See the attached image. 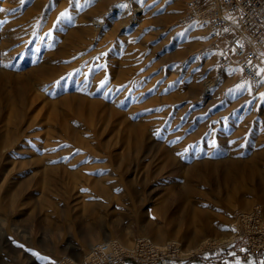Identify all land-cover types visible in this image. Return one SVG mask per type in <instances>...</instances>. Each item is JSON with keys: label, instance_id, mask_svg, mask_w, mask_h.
I'll list each match as a JSON object with an SVG mask.
<instances>
[{"label": "bare ground", "instance_id": "bare-ground-1", "mask_svg": "<svg viewBox=\"0 0 264 264\" xmlns=\"http://www.w3.org/2000/svg\"><path fill=\"white\" fill-rule=\"evenodd\" d=\"M21 1L0 0V8L5 9L0 12V217L7 211L31 218L38 214L57 231L66 225L74 232L76 218L82 216L89 236L80 239L76 234L75 260L68 258L73 264L88 260L97 243L130 250L132 231L119 233L113 225L103 236L99 234L95 220L102 212L94 199L97 195L112 199L107 207L116 214L140 207L132 198L131 185L146 178V173L136 171L134 165L149 159L157 168L168 167L178 146L151 151L149 129L159 122L157 105L175 104L181 98H175L176 92L164 97L158 86L152 92L150 86L156 84L148 80L161 69L160 64L143 70L148 59H134L129 47L138 40L141 47L155 44L151 49L157 53L156 45L168 48L182 42L179 53L184 55H177L174 64L183 58L181 66L189 65L185 73L194 105L215 102L225 86L234 83L235 75L230 69L221 77L215 75V57L208 54L209 43L200 39L208 29L193 25L186 39L174 35L181 29L173 27L184 0H97L71 12L66 10L75 0H55L49 5L45 0H31L20 15ZM61 13L67 15L61 17ZM33 14H50L52 30L41 35L47 37L46 42L30 49L36 36L27 32L25 19ZM150 24L158 28L149 32ZM107 29L114 33L104 34ZM113 41L115 49L96 63L100 47ZM192 68H200L204 78L196 79ZM105 79L108 83L101 86ZM245 106L231 113L232 119L242 112L243 124L229 135L227 158L192 161L190 169L178 167L176 178L149 194L145 206L154 220L143 222L139 238L161 250L173 247L179 256L187 257L211 246H226L249 229L254 219L264 228V102L259 108ZM252 127L257 132L251 135ZM245 135H250L254 147L243 153L234 144ZM175 183L182 185V191ZM235 204L245 211L237 214L233 228L229 224ZM93 239L98 241L81 255Z\"/></svg>", "mask_w": 264, "mask_h": 264}, {"label": "rangeland", "instance_id": "rangeland-1", "mask_svg": "<svg viewBox=\"0 0 264 264\" xmlns=\"http://www.w3.org/2000/svg\"><path fill=\"white\" fill-rule=\"evenodd\" d=\"M30 1L31 0H22L20 2V6H19L20 10L18 9L20 12V15L25 13L27 4ZM54 1L55 0H45V4L49 5L50 2L52 3ZM70 1L72 0H67V2H70ZM98 1H101V0H98ZM98 1L97 0H75L72 6L70 5L69 7H67L66 11L71 12L72 10H80L84 4L91 3V5H94ZM185 1L186 0L183 1L182 8L184 7ZM45 18L46 20H44ZM43 20L46 22V24L45 22H42ZM50 21H51L50 14H43V15L33 14L29 17L27 16V20L25 19V27L28 30L27 32L29 34L32 33L34 36H36L30 42V49H32V47L35 48L40 43L46 42L47 37L46 36L42 37L41 35L49 34L50 31L52 30L51 29L52 25ZM129 22H131V20H129ZM152 27L154 28L152 29ZM157 28L158 27H156L155 24H150V26H148L147 29L149 32H154ZM173 28H176V27L174 26ZM190 28L191 26L186 27L184 29H179L174 35L182 37L183 39H186V36L192 32V30H189ZM111 30L112 29H107V31H105L104 34L106 35L113 34L114 33L113 30H112V33H109L111 32ZM208 31L210 32L207 34H202L200 36V39L202 41L209 43L210 46L208 48V54H210L211 56L213 55V57H215L214 62H213V69L214 68L216 69L217 56L221 48L223 47L222 44L224 43V38L226 36H224L221 33L209 30V29ZM39 36H41V38L40 40H37ZM217 37H219V39ZM213 38L216 40L211 41V39ZM114 41L116 43V39H114ZM114 41L109 45H107L108 43H106L100 47L96 55V61H95L96 63L100 64L102 62L100 59L104 57L105 53L107 54L109 51H111V49L112 50L115 49ZM138 43H139L138 40L133 41V43L129 47V50L131 51V53H133L134 59L136 60L137 58L148 59L147 65H145L143 70L150 68V67L152 68L153 67L152 65L157 64L156 62H158L160 64L158 65L161 67L159 71L153 72L151 75L152 77H150L148 80L149 82H155L153 84H156V87H152L151 85L150 90H152V92L157 91L156 89L158 86L159 91L163 92L164 97L167 96L169 98L170 97L169 95H171V93L176 92L177 97L175 98L176 99L181 98V100L177 101L175 104L174 103H161L157 105L156 107L157 109H159L157 111V117H159L158 119L159 122L153 123L149 129L150 130L149 131V134H150L149 149L150 150L152 149L151 151H156V150L161 149L162 146L163 148H169V149H171L174 146H178V148L176 150L177 153L173 152L171 154V160L169 162L168 167L166 166V168H159V167L157 168L158 166L157 163L149 159L144 162L146 166L144 163L138 164V166L134 165L136 171L138 172L144 171L146 173V178H140L139 180H136L135 182H133V184L131 185L132 196H133L132 198H134V200L136 201V205L140 207H136V209L135 208H132L129 210L126 209V210L121 211V213L116 214V213L110 212V210H108V207H107L108 202L110 204L113 201L112 199L110 198L103 199V197L98 196V195L94 199L97 203L100 204L101 212H102L99 215V217H97L95 220V226L99 234L103 236L105 233L108 232V226H113V225H114L113 228H115V230L118 231L119 233L120 232L123 233L126 231H132L133 236L131 238V245H132V242L136 238H139L140 235L138 234L143 227L142 226L143 222L149 218L154 220V215L151 209L148 207V205L145 206V204L147 203L146 200L149 194L155 190L161 189L165 183L171 182L172 178H176L174 174H175V169H178V167L181 169L183 168L190 169L192 165V161L209 162V161H215L217 159H224L225 157L227 158L228 157L227 144L230 139L229 135L232 130L238 129V127H240L243 124L241 123L242 122V118H241L242 112H240V114L236 115L234 118L232 117V119H231V116H232L231 113H234L235 110L236 111L243 110L245 105L250 106V104H253V106H256L257 108H259V106L264 102V72H262L263 80L260 84V89L257 91H252L247 81L244 78H242V76L240 75L237 67L234 65V63H231L229 69L232 71V74L235 75L234 83H230L226 85L224 88V91L220 95H218L219 98H217V100L213 102L212 104L210 105L206 104V106L205 104H202L200 106L194 105L192 103V98L189 96L190 89H191V85H190L191 82L189 81L190 79L188 75L185 73V70L189 65L186 68L181 66L182 62L180 61H182L183 58H181V60L178 59L176 63L174 64V61L177 58V55L182 56L183 54V52L179 53L180 51H182L181 46H180L182 42H178V46L176 44V47L175 46L168 47L169 49L165 47V44L156 45V46H159L155 48L157 53H153L154 48L151 49V47H155V44L148 42L149 43L148 45L146 46L143 45L141 47L140 43L139 45ZM137 45L139 47H137ZM102 53H104V55H101ZM149 53L150 55H146ZM207 59H210L209 55L207 56ZM149 65L151 66L149 67ZM263 69H264V60H263ZM191 72L192 74L196 75V76L194 75L196 79L204 78L203 76L201 77L202 74H201L200 68H198L197 70L192 68ZM153 75L155 76L157 75V76L153 77ZM158 75L159 76L161 75V76L158 77ZM148 81L147 83H149ZM109 83H110V80H109ZM177 83L178 85H176ZM242 84L245 86L243 90H241L238 87ZM167 93L169 95H167ZM183 93L185 94V96ZM162 110H167V111L162 112ZM174 111H176V113L178 112L177 114L178 117L176 115L177 119L175 117ZM158 113L160 114L158 115ZM174 118L176 120V121L174 120L175 122L173 121ZM252 128L253 130H251L252 132H250L251 135L257 132L256 127H252ZM169 131L170 132L172 131L171 132L172 135L171 133H169ZM166 132L168 133L166 134ZM225 135H226L225 139L228 138V140L224 139ZM253 145L254 144L250 140V135H245L241 137L234 144V146L239 148L240 152H243V153L248 151V149L250 150V148L252 149L254 147ZM218 155L220 158L218 157ZM200 157L201 159H199ZM130 177L131 178L134 177V171L131 173ZM174 185L176 188L178 189L180 188L179 190L183 188L180 183H175ZM222 190L219 191L220 193L219 196H221L222 200H225L226 199L224 197L225 194H224V191ZM115 192L116 191L114 188L113 190L114 195H115ZM144 199H145V203H144ZM257 205L259 204L254 205L250 210H252ZM232 208H233L234 219L229 224V227L234 228V225L237 226V224H235L237 214L245 210H241L239 206H237L236 204ZM38 217H39L38 214L35 215L34 218H31L30 216H19V215L17 216V215H13L12 213H10V211H7L4 217L2 218L0 217V264H59L60 261L64 258H71L75 260V257H74L75 253H74L73 247L77 243L76 234L79 235L80 239H85V238H88L89 236V234H87V227L83 223L82 216H79L78 218H76V223L74 225V228H75L74 232L72 228L66 225H61L60 226L61 229L57 231L55 226L45 224ZM113 240H117V239H113ZM96 241L98 240L93 239L89 241L87 249L83 252L81 251V255L85 256L90 245ZM101 242L102 241H100L99 243ZM34 246L39 247V249L38 250L32 249L34 248ZM224 247L225 246H211L201 252L210 251V250H222Z\"/></svg>", "mask_w": 264, "mask_h": 264}, {"label": "built area", "instance_id": "built-area-1", "mask_svg": "<svg viewBox=\"0 0 264 264\" xmlns=\"http://www.w3.org/2000/svg\"><path fill=\"white\" fill-rule=\"evenodd\" d=\"M193 25L226 36L217 56L218 77L234 63L251 90L260 89L263 73L257 72L263 69L264 60V0H186L175 27ZM252 223L222 249L232 248L229 259L246 260L264 250V228L259 226L258 219ZM195 255L181 257L173 247L161 250L148 239L136 238L130 250L119 244H96L89 259L79 264H169ZM73 263L64 258L59 264Z\"/></svg>", "mask_w": 264, "mask_h": 264}, {"label": "crops", "instance_id": "crops-1", "mask_svg": "<svg viewBox=\"0 0 264 264\" xmlns=\"http://www.w3.org/2000/svg\"><path fill=\"white\" fill-rule=\"evenodd\" d=\"M232 248L228 250H210L201 252L190 258L184 259L178 263L169 264H237L240 261L241 264H260L264 261V250L258 255L250 257L249 259L242 260L236 258L234 260L229 259L228 255L231 253Z\"/></svg>", "mask_w": 264, "mask_h": 264}, {"label": "snow or ice", "instance_id": "snow-or-ice-1", "mask_svg": "<svg viewBox=\"0 0 264 264\" xmlns=\"http://www.w3.org/2000/svg\"><path fill=\"white\" fill-rule=\"evenodd\" d=\"M4 11H5V9L0 8V12H4ZM66 15H67V13H61V17H64V16H66ZM101 55H104V53H102ZM99 67H102V66H99ZM233 71H235V70H233ZM260 72H264V69H261L260 71H258V72H257V75H259ZM61 79H63V78H61ZM56 83H57V85H59V81H57ZM107 83H108V81H107V79H105L104 81L101 82V86H104V85H106ZM238 87H239L241 90H243L245 86L242 84V85H240V86H238ZM117 91H119V89H117ZM158 110H159V109H157V111H158ZM148 111H152V110H148ZM21 247H22V245H21ZM237 264H241V262H240V261H237ZM260 264H264V261H261Z\"/></svg>", "mask_w": 264, "mask_h": 264}, {"label": "trees", "instance_id": "trees-1", "mask_svg": "<svg viewBox=\"0 0 264 264\" xmlns=\"http://www.w3.org/2000/svg\"><path fill=\"white\" fill-rule=\"evenodd\" d=\"M260 253V252H259Z\"/></svg>", "mask_w": 264, "mask_h": 264}]
</instances>
